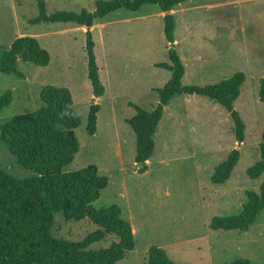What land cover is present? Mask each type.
<instances>
[{
	"label": "rangeland",
	"instance_id": "374dc122",
	"mask_svg": "<svg viewBox=\"0 0 264 264\" xmlns=\"http://www.w3.org/2000/svg\"><path fill=\"white\" fill-rule=\"evenodd\" d=\"M99 0H46L48 13L58 10L93 12ZM174 48L186 72L183 83L205 85L246 74L235 102L246 123V139L238 144L230 113L209 97L176 96L165 107L154 135L155 151L146 171L136 162V134L127 119L136 114L132 104L153 110L159 104L157 89L171 78L159 67L170 63L171 44L165 35V13L146 4L140 11L120 9L95 22L91 29L105 95L94 97L88 75L87 27L72 22L33 24L39 15L37 0H0V45L9 49L21 36L37 37L51 54L40 66L19 59L24 77L0 71V97L13 92L12 103L0 111V125L16 115L44 106L41 89L46 85L69 88L74 108L81 116L75 130L80 149L65 167L73 172L97 165L109 177L94 207L119 205L123 219L135 235V248L120 264L147 260L151 246L165 249L177 263L224 264L248 259L264 264V210L248 231L214 230L216 216L241 212L247 191L259 192L264 175L252 179L248 168L261 160L264 133V102L259 98L264 77V0H187L175 6ZM99 104L97 130L88 132L90 109ZM239 148L241 158L231 178L214 184L215 167ZM0 168L27 179L36 173L19 164L0 140ZM98 229L89 218L67 220L56 213L54 237L81 241ZM108 236L88 250L109 247Z\"/></svg>",
	"mask_w": 264,
	"mask_h": 264
},
{
	"label": "trees",
	"instance_id": "16d2710c",
	"mask_svg": "<svg viewBox=\"0 0 264 264\" xmlns=\"http://www.w3.org/2000/svg\"><path fill=\"white\" fill-rule=\"evenodd\" d=\"M187 0H99L95 11L81 12L58 10L48 13L46 0H37L39 15L30 20L33 24L42 22H72L80 26L93 27L98 19L110 13L128 9L138 12L146 4L158 5L165 13V35L171 44L170 63H159L171 71V78L164 87L157 89L159 104L153 110H146L132 104L136 114L127 119L136 134V162L141 171H146L148 160L155 151L154 135L164 115L165 107L176 96L198 94L209 97L223 106L234 122V134L238 144L246 139V123L235 102L246 81L244 72H237L231 78L205 85L183 83L186 67L174 44L176 42V21L172 14L175 6ZM88 75L94 97L105 95L95 53V42L89 31L87 41ZM21 56L19 57V55ZM19 59L40 66L51 62V54L34 36L18 37L9 49L0 45V71L24 77L19 68ZM259 98L264 102V77L261 79ZM40 97L44 106L34 112L16 115L0 125V140L23 167L36 175L27 179L17 178L0 168V264H120L126 252L135 248V235L131 223L122 217V208L111 205L94 207L109 184V177L100 174L97 165L66 172L65 167L74 161L80 149L76 129L81 116L74 108V99L69 88L46 85ZM13 101V92L7 91L0 97V111ZM99 104L90 109L88 132L97 130ZM261 160L247 170L252 179L264 175V133L260 142ZM241 151L233 149L229 156L215 167L212 176L214 184L227 182L240 161ZM264 210V182L260 191L248 190L247 202L241 212L232 216H216L212 220L214 230L248 231ZM56 213H63L67 220L81 221L89 218L98 229L81 241H70L53 236ZM108 236L116 237L109 247L98 251L88 248ZM140 264H190L173 261L162 247L151 246L148 258ZM224 264H253L248 259H237Z\"/></svg>",
	"mask_w": 264,
	"mask_h": 264
},
{
	"label": "water",
	"instance_id": "95a60500",
	"mask_svg": "<svg viewBox=\"0 0 264 264\" xmlns=\"http://www.w3.org/2000/svg\"><path fill=\"white\" fill-rule=\"evenodd\" d=\"M87 30L90 31L91 30V27H87ZM21 56V54L19 55V57Z\"/></svg>",
	"mask_w": 264,
	"mask_h": 264
},
{
	"label": "crops",
	"instance_id": "0c3cea01",
	"mask_svg": "<svg viewBox=\"0 0 264 264\" xmlns=\"http://www.w3.org/2000/svg\"><path fill=\"white\" fill-rule=\"evenodd\" d=\"M173 10H174V9H173ZM173 10H172L171 12H173ZM93 28H94V26H93V27H91V29H93ZM95 98H96V97H95ZM97 98L99 99L100 97H97ZM97 98H96V99H97Z\"/></svg>",
	"mask_w": 264,
	"mask_h": 264
}]
</instances>
